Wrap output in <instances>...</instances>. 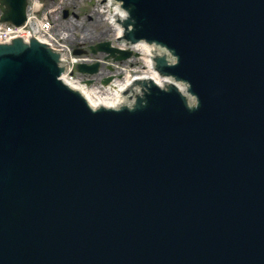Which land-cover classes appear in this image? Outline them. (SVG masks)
Instances as JSON below:
<instances>
[{"label":"water","instance_id":"obj_1","mask_svg":"<svg viewBox=\"0 0 264 264\" xmlns=\"http://www.w3.org/2000/svg\"><path fill=\"white\" fill-rule=\"evenodd\" d=\"M125 1L201 104L92 113L38 45L0 46V264H264V0Z\"/></svg>","mask_w":264,"mask_h":264},{"label":"rangeland","instance_id":"obj_2","mask_svg":"<svg viewBox=\"0 0 264 264\" xmlns=\"http://www.w3.org/2000/svg\"><path fill=\"white\" fill-rule=\"evenodd\" d=\"M100 1L101 0H94V4L93 0H59L56 3L53 1V5H47V9L45 10L48 12L49 19H51L54 27L52 30L48 31L47 36L54 32V34H56L58 37L60 36L62 29H66L67 31H70L68 43L70 42V45L78 47V49L83 47L82 49L84 50L86 49L84 45L87 46L94 43H99L101 40H112L114 30L108 33V28L106 26L107 24L104 22V20H102V17L97 15L95 12L96 7H94V5L96 2L97 4H100ZM68 8L71 9V11L66 14L65 10ZM82 54L92 57L91 59L93 61H98V59L103 60L104 58L103 54L84 53L83 51H80L79 55L81 56ZM80 56L79 58H85L84 56ZM140 57L141 56H135L133 65L126 67L132 76L139 73L143 74L147 70L145 69L146 60ZM129 62L130 61H126L127 65H131ZM113 63L117 64L115 60ZM114 69L117 68L115 66L113 68L111 62H106L103 60L100 69L101 73L92 75L89 74V76L84 75V77H89V79L93 78V82H98L100 79H102L103 75L106 74L105 72H111ZM80 75H82V73ZM124 75L125 73L123 76ZM123 76H121V78Z\"/></svg>","mask_w":264,"mask_h":264},{"label":"bare ground","instance_id":"obj_3","mask_svg":"<svg viewBox=\"0 0 264 264\" xmlns=\"http://www.w3.org/2000/svg\"><path fill=\"white\" fill-rule=\"evenodd\" d=\"M39 27V22H36V25H34V28L37 29ZM63 31H66L62 29ZM119 32V29H118ZM113 47V46H112ZM110 47L109 49H112ZM134 49L137 51L135 55H140L142 59L146 60V65H151L152 60L147 58V55L153 54V47H151L146 41L144 43H139L137 45H134ZM116 54L115 49H113L112 54L107 58V60L111 61L112 57ZM131 63V65H127L126 61L128 60H122L120 62V66H117V69H114L111 72H106V80L103 82V79H100V81L92 82L90 83L87 78H79L75 80V83H77L78 86H84L86 89L81 90L83 93H85V96L88 100V102L93 106H119L125 104L126 97L124 96L126 88H130L132 85V78L130 71L126 69L128 66H132L134 63L133 57H127ZM124 61V62H123ZM148 70L144 74H140L138 76L139 83L143 84V78H153L159 80V84L163 85L162 78L156 77L154 72L147 73ZM125 75L123 76V74ZM121 76H123L121 78ZM120 77V78H119ZM103 82V83H102Z\"/></svg>","mask_w":264,"mask_h":264},{"label":"clouds","instance_id":"obj_4","mask_svg":"<svg viewBox=\"0 0 264 264\" xmlns=\"http://www.w3.org/2000/svg\"><path fill=\"white\" fill-rule=\"evenodd\" d=\"M120 15H122V16H126L127 13H126V12H121Z\"/></svg>","mask_w":264,"mask_h":264}]
</instances>
